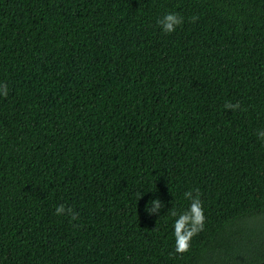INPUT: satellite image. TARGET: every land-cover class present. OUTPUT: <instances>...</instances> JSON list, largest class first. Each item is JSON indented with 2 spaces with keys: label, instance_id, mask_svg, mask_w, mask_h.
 I'll return each mask as SVG.
<instances>
[{
  "label": "trees",
  "instance_id": "16d2710c",
  "mask_svg": "<svg viewBox=\"0 0 264 264\" xmlns=\"http://www.w3.org/2000/svg\"><path fill=\"white\" fill-rule=\"evenodd\" d=\"M260 134L264 0H0V264H258Z\"/></svg>",
  "mask_w": 264,
  "mask_h": 264
},
{
  "label": "clouds",
  "instance_id": "9594fccd",
  "mask_svg": "<svg viewBox=\"0 0 264 264\" xmlns=\"http://www.w3.org/2000/svg\"><path fill=\"white\" fill-rule=\"evenodd\" d=\"M192 22H195L196 17H192ZM183 21V17L178 13H169L166 14L162 20H158L157 23L162 26L165 33H171L175 31L177 26H179ZM3 94L7 95V89L5 88ZM225 108L238 107V104L226 103ZM261 138H264V134L259 135ZM142 194H138V199ZM187 193H184L186 196ZM151 204H156L155 201H149ZM158 207V205H157ZM67 214L72 220L78 218L77 214L73 212L71 207L65 208L63 204L56 207L55 215H64ZM172 216H177V213L173 211ZM204 214L202 201L199 199V195L191 200L190 207L188 211L183 212L178 216L174 223V236L176 241L175 251L177 253H184L189 250L191 239L194 235L200 232L203 229Z\"/></svg>",
  "mask_w": 264,
  "mask_h": 264
},
{
  "label": "water",
  "instance_id": "95a60500",
  "mask_svg": "<svg viewBox=\"0 0 264 264\" xmlns=\"http://www.w3.org/2000/svg\"><path fill=\"white\" fill-rule=\"evenodd\" d=\"M258 264H264V260L260 261Z\"/></svg>",
  "mask_w": 264,
  "mask_h": 264
}]
</instances>
